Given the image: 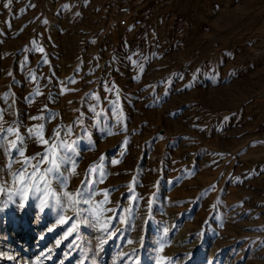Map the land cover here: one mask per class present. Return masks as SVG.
I'll list each match as a JSON object with an SVG mask.
<instances>
[{"label":"rangeland","instance_id":"obj_1","mask_svg":"<svg viewBox=\"0 0 264 264\" xmlns=\"http://www.w3.org/2000/svg\"><path fill=\"white\" fill-rule=\"evenodd\" d=\"M122 1L13 0L6 8L0 0L3 126L19 121L24 134L44 123L45 138L57 126H72V139L87 135L76 175L52 189L75 193L89 167L103 168L93 201L105 222L113 218L109 232L117 221L108 209L126 221L118 205L129 206L130 189L142 197L132 205L134 227L120 223L112 239L82 215L74 240L70 206L59 216L38 206L0 212V264H151L153 251L156 264H264V0H126L134 11L119 26ZM33 40L43 53L32 51ZM117 98L118 116L110 103ZM94 105L98 127L90 126ZM81 114L83 124H74ZM40 115L44 121L29 119ZM26 144V156L44 150ZM7 161L0 151V166ZM133 249L130 262L123 254Z\"/></svg>","mask_w":264,"mask_h":264},{"label":"snow or ice","instance_id":"obj_2","mask_svg":"<svg viewBox=\"0 0 264 264\" xmlns=\"http://www.w3.org/2000/svg\"><path fill=\"white\" fill-rule=\"evenodd\" d=\"M13 0H7V3L4 4V7H9L12 4ZM28 7H34V5L29 4ZM64 8H67L68 5H64ZM63 10V9H62ZM77 15H79L77 13ZM46 24L47 21L45 20ZM131 30V29H130ZM32 49L34 52L43 53L45 49L36 45V41L33 40ZM48 61L43 59L41 63H47ZM136 67L139 68L140 72H143V65L138 61H132ZM27 64V60L22 61L21 67H24ZM213 75H215L214 70ZM79 69H77V73ZM199 72V69L197 70ZM11 75V73H9ZM29 78L36 80L37 78L29 70ZM139 76H136L135 79H139ZM182 78V77H177ZM51 79V78H49ZM193 80L196 79L194 75ZM75 78L71 77L67 80L68 84L74 83ZM187 87H191V84H188ZM67 90V89H65ZM111 91V89H107ZM40 94L39 88L32 95ZM7 95V94H5ZM89 98H92V94H87ZM30 98V97H29ZM99 100V97H95ZM71 103V102H70ZM112 111L117 116L119 115L118 98L112 100L111 102ZM46 107V106H45ZM97 106H92L90 111L92 116L89 119H95V124L90 125L92 127H98L101 120V112L96 111ZM9 109L13 108V105H8ZM4 111H0V151L8 157L6 165L0 166V194H3L4 199L0 201V212L12 211L14 210L17 213H23L26 207L29 206H38V211L43 213L45 208L52 210L56 209L57 216L60 213L66 211V206H70L78 214L73 220V223L69 225L67 229V234H73V239H79V232L77 231L78 225L75 222L79 220L82 215L89 216L91 219H84L83 224L86 227L95 228L98 231L102 230L104 233L108 234L110 239L119 238L118 235H115L118 231H122L119 228V224L126 222L127 228L131 229L134 227V220L131 218L133 215V204H138L139 199L142 197H136L133 195L132 190L130 189L127 197L130 199V204L127 208L118 205V211L124 213L127 211L129 217L125 221V218L121 215H116L117 209H108V211L114 213V218L117 221L116 225L112 226V232H109V226L111 225L112 217L108 219L107 222L103 219V213L94 206L93 197L97 191V185H99L106 177V173L103 168H97L96 165L89 167L87 173L85 174V180L81 181V185L77 188L76 192L64 191L57 194L56 191L52 189L53 183H55L57 188H67L68 180L71 176L76 175L77 161L82 159L80 155V142L81 139H88L87 135L84 137L77 136L76 139H72V126H57L52 130V135L48 138L44 136V123H38L32 127L26 128L24 134L20 133L21 124L19 121L13 120L12 124L8 127H4L3 124L6 123L3 121ZM10 115H15L14 111L9 112ZM56 114L49 111L47 115V120L51 121L54 119ZM29 119L44 121L45 117L40 116H31ZM83 114L74 121V124L81 125L83 124ZM227 119V118H225ZM119 123V119L117 120ZM82 131L87 133V128H83ZM63 133V136H61ZM8 136H14V139L9 140ZM26 140L30 142H35L38 145L43 146L44 150L42 152H37L32 156L25 155V149L27 147ZM127 143V141H125ZM89 147L91 145L89 144ZM15 151V157L12 153ZM103 160L104 157L102 156ZM119 161L108 160L109 164H115ZM13 165H19V167L13 170ZM5 174L9 177L8 180L4 179ZM212 187H215L214 185ZM107 189L104 190L105 200L100 201V203H105L107 200ZM115 191V189H112ZM29 193L31 195V201L29 202ZM49 197L51 203H49ZM148 205L149 213L152 209V200L149 199L146 201ZM78 205H88L86 208H78ZM68 219H73L68 217L66 219H59V224L63 225L67 222ZM145 223L150 224V220L145 221ZM143 229V224H142ZM53 228H49L48 231H53ZM163 234L166 237L168 234V229H163ZM144 237H141L140 243H143ZM126 243L133 244L135 243L131 239L125 238ZM55 243L59 245L60 240H56ZM106 243V240L103 238L99 239L98 247H102ZM51 251V250H49ZM160 251H163L161 246ZM137 254V250L133 249L131 253H124V256L128 257V261H132V257ZM3 254L0 253V256ZM8 260H15L14 256H7ZM149 260L151 264H156L155 260V251H153ZM83 264V261L81 262ZM134 264V262H132Z\"/></svg>","mask_w":264,"mask_h":264},{"label":"built area","instance_id":"obj_3","mask_svg":"<svg viewBox=\"0 0 264 264\" xmlns=\"http://www.w3.org/2000/svg\"><path fill=\"white\" fill-rule=\"evenodd\" d=\"M117 11L116 23L120 26H124L128 23L129 17L132 15L133 6L129 1L124 0L118 5Z\"/></svg>","mask_w":264,"mask_h":264},{"label":"bare ground","instance_id":"obj_4","mask_svg":"<svg viewBox=\"0 0 264 264\" xmlns=\"http://www.w3.org/2000/svg\"><path fill=\"white\" fill-rule=\"evenodd\" d=\"M133 11H134V7H133ZM120 26V25H119Z\"/></svg>","mask_w":264,"mask_h":264}]
</instances>
